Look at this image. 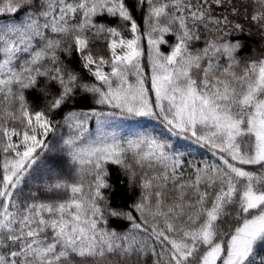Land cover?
<instances>
[{
    "label": "snow or ice",
    "instance_id": "obj_1",
    "mask_svg": "<svg viewBox=\"0 0 264 264\" xmlns=\"http://www.w3.org/2000/svg\"><path fill=\"white\" fill-rule=\"evenodd\" d=\"M250 25L264 33V0H0V264H264V58L238 55ZM80 93L100 109L55 120ZM116 117L214 159L186 172L167 138L106 131ZM65 155L67 174L31 191ZM113 166L140 189L130 204L112 205Z\"/></svg>",
    "mask_w": 264,
    "mask_h": 264
},
{
    "label": "trees",
    "instance_id": "obj_2",
    "mask_svg": "<svg viewBox=\"0 0 264 264\" xmlns=\"http://www.w3.org/2000/svg\"><path fill=\"white\" fill-rule=\"evenodd\" d=\"M133 2V0H130V3ZM225 15L227 13H224ZM136 18L138 21L141 19V13L139 9H136ZM109 23L113 27H123L121 22L118 19L114 18H108ZM241 23L247 24L248 22L246 20H241ZM243 43L246 45V47L242 50V52L238 53L241 60H248V59H260L264 58V33H261L255 26H249L248 29H246L245 33L241 37ZM171 41V37L168 38ZM95 51L103 53L104 52V45L103 43H98L94 46ZM162 51L168 52L169 49L167 46H162ZM145 56L147 57V46L145 43ZM65 62L69 64V67L75 69L78 72H81V74L91 82V77L88 76L86 70L82 68V65L79 63V61L76 59L75 56L73 57H64ZM107 70V69H106ZM28 95L29 101L33 104L35 108L43 107L45 104V98L41 93L38 92H31ZM81 96H86V99H80ZM92 109L99 110L100 106L95 105L93 99L91 96H88L87 94L80 93V96H78L77 101H74L72 105L69 106V108L64 109L63 112L58 111L57 113L53 114V118L55 120H62L63 116L67 113L69 110H75V111H90ZM109 110V109H104ZM115 119H118L120 122L128 123L131 125V127H136L137 129L142 130H148L152 131L155 129V127H160L162 130V135H156V131L153 132V134L160 138H167L169 142H171L176 150L179 152L184 153L183 159L185 162V167L190 168V165L193 163L196 164H202L204 161H212L214 157L212 156V153L209 149L203 148V151L201 150L202 147L199 145L193 143L192 141H185L183 139H178L176 137H171L167 133L166 129L163 127L162 124H160L158 121H151L146 119H140V118H131V117H116ZM60 133L64 134L65 136L68 133L67 128H61ZM153 135V136H154ZM196 146V147H194ZM198 146V147H197ZM64 164L62 169H53L52 171H48L46 168H43L41 173L38 174V178L36 181L32 183L31 191L36 192L37 195H40V192L37 191V189H42L43 184L45 181L49 179V177L56 176L57 174L61 173V171L64 174H67V172L73 167L71 164V161L68 159V157L65 155L63 157ZM51 167V165H49ZM186 171V169H185ZM112 182H113V195L110 197L112 205L113 206H121L130 204L136 199H138L139 196V188L133 187L128 182L127 176L123 175V173L116 169L114 166L112 168ZM74 178V177H73ZM45 197H52V193H45ZM122 225L125 227H122L119 230L127 231L130 229V224L128 222H122ZM112 226L115 227V224Z\"/></svg>",
    "mask_w": 264,
    "mask_h": 264
},
{
    "label": "rangeland",
    "instance_id": "obj_3",
    "mask_svg": "<svg viewBox=\"0 0 264 264\" xmlns=\"http://www.w3.org/2000/svg\"><path fill=\"white\" fill-rule=\"evenodd\" d=\"M89 130H90V133L93 135L97 133L98 127H97L95 118L89 121ZM105 130L110 133H115L116 135L122 138H128V137L135 138L137 136H142V135L153 136L154 131H156V135L158 134L162 135V130L158 126L155 127V129H153L152 131L142 130V129L140 130V129H137L136 127H131V125L128 123L120 122L118 119H115V118L110 120ZM201 150L203 151V148H201ZM185 169H186V172L191 170L190 168H186V167ZM139 194H140V189H139Z\"/></svg>",
    "mask_w": 264,
    "mask_h": 264
}]
</instances>
